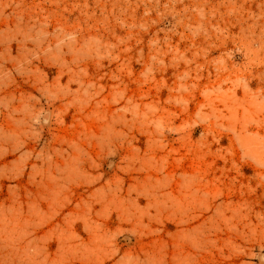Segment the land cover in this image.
Masks as SVG:
<instances>
[{"label":"rangeland","instance_id":"374dc122","mask_svg":"<svg viewBox=\"0 0 264 264\" xmlns=\"http://www.w3.org/2000/svg\"><path fill=\"white\" fill-rule=\"evenodd\" d=\"M0 264H264V0H0Z\"/></svg>","mask_w":264,"mask_h":264}]
</instances>
